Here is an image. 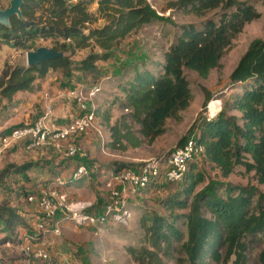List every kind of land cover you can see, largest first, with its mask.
Wrapping results in <instances>:
<instances>
[{"label":"trees","instance_id":"trees-1","mask_svg":"<svg viewBox=\"0 0 264 264\" xmlns=\"http://www.w3.org/2000/svg\"><path fill=\"white\" fill-rule=\"evenodd\" d=\"M260 1L264 11V0ZM91 4H95L94 10L89 9ZM163 10L167 15L157 14L147 0H77L69 4L66 0H23L22 18L12 16L9 27L0 26V44L25 47L33 39H50L51 48L62 51L63 57L28 67L4 65L0 68V100L9 101L16 92H32L37 79L56 69H61L66 78H74L75 85L86 76L92 81L88 86L97 85L93 81L104 76L97 61L110 58L113 47L129 33L161 21L175 29L172 41L159 61L146 58L143 53L128 61L130 76L119 87L122 98H116L122 113L110 124L108 115L104 117L108 131L105 147L125 151L151 145L164 133L165 120H178V112L191 101L183 68L206 77L219 66L221 56L243 25L259 16L248 0H167ZM211 10L217 11L205 16ZM174 13L203 19L197 23H173L170 16ZM98 20L101 22L96 25ZM86 47L98 51H89L76 61L70 59L74 51ZM72 72L77 75L73 77ZM227 86L239 91L231 94L213 117L199 111L174 147H180L193 134L202 146L201 156L195 159H202L222 178L241 166L244 172H251L256 184L264 186V39L248 44L229 73ZM202 91L204 106L210 94L207 89ZM195 159L188 162L178 188L160 199L169 210L168 215L152 213L140 218L146 246L127 249L137 264H165L162 257H173V244L178 242L187 264H210L221 257L224 261L232 257L233 264H246L248 242L256 234L264 237V193L254 185L217 179L208 180L195 190L204 180L203 172L195 167ZM112 164V171L134 165ZM37 165L34 161L6 163L0 168V180L8 175L25 177ZM159 186L160 183L149 184L146 189ZM26 192L23 189V199ZM253 197L256 199L252 204ZM173 209L185 211L173 214ZM177 222L185 226L183 241ZM27 227L28 221L18 209L0 201V245L18 244L19 229ZM175 260L182 263L181 259ZM259 261L264 264L262 252ZM0 264L10 263L0 257Z\"/></svg>","mask_w":264,"mask_h":264},{"label":"rangeland","instance_id":"rangeland-1","mask_svg":"<svg viewBox=\"0 0 264 264\" xmlns=\"http://www.w3.org/2000/svg\"><path fill=\"white\" fill-rule=\"evenodd\" d=\"M248 1L259 13L258 18L243 25L241 31L231 40L230 46L221 56L219 66L211 69L206 77L202 78L194 71L183 68V74L192 96L191 101L185 109L178 112V120L172 118L165 120L164 133L156 137L151 145H141L137 148H128L125 151L105 147L104 142L108 139V131L104 117L108 115V123L110 124L122 113L117 107L116 98H122L119 87L124 85L130 76V67L126 66L128 61L139 53L146 55V58L159 61L161 53L172 41L175 29L161 21L151 22L120 40L113 47V55L110 58L97 61V65L104 76L93 81L98 86V91L91 104L95 114V122L92 127L77 137L80 147L86 153L85 161L88 164V170L86 177L83 176L76 184L67 188L68 196L74 199L80 198L99 202L106 194L107 188L104 183L113 162L135 164L160 157L169 149L174 148L177 139L186 133L189 124L199 111L202 110V114L206 117H208L207 113L211 115L210 110L207 111V104L208 109L213 102H219L218 106L222 107L231 94L239 91L238 88L227 86L228 75L248 44L254 39H264V11L261 1ZM7 2L8 0H0V5L4 7ZM166 2L167 0H149L155 10L163 15L168 13L163 10L166 7ZM94 7L95 4L89 5L90 10H94ZM215 11L217 10H211L205 16L213 15ZM170 18L173 23H197L203 19V17L191 14L177 13L171 15ZM100 22L98 20L96 25ZM52 45V40L42 38L28 41L25 47H12L7 43H2L0 44V68L4 65H25L26 51L34 50L39 46L51 47ZM89 51L97 52L98 49L90 47L78 49L74 51L70 59L72 61L79 60ZM72 75L74 77L77 73L72 72ZM74 82V78H66L61 69H56L47 72L43 79H37L34 82V89L41 90L40 87L46 85L67 90L76 84ZM91 82L90 77L86 76L79 84L88 86ZM202 88L207 89L208 94H210L204 106H202L204 98ZM32 92H17L9 101L0 100V133L15 125L28 123L38 118L44 99L42 97L40 100L38 98L39 102L37 100L32 102L29 100ZM46 93H48L47 96H50L48 91ZM28 161L37 162L38 165L35 167L36 169L29 170L25 177L23 175H8L0 180V201H6L18 209L28 221L27 229H19L21 237L18 244L5 243L0 245V257L9 261L10 264H43L26 261L20 250L24 235L33 231L30 226L31 220L38 215L35 208L23 200L22 193L23 189L35 191L34 189L39 185V182L36 181L40 175L48 174L50 169L54 166L57 167L59 163H66L60 161L57 154L50 148L43 149V151L31 150L24 148V145L21 144L19 146L11 145L4 150L0 157V168L6 163L21 164ZM194 163L196 169L202 171L204 175V180L196 186L195 190L202 187L208 180L217 179L238 185H254L258 191L264 193V186L256 184L255 180L251 178V172H244L241 166H237L232 174L222 178L215 169L202 159H195ZM179 182L160 183L157 189L147 188L130 194L128 201L132 213L128 218L121 219L116 223L104 226L63 224L60 227L59 236L53 240L52 245L47 247L50 257L48 264H137L127 249L128 247L146 246L145 229L140 225V218L142 215L146 216L152 213L167 216L169 210L161 204L160 199L173 193L178 188ZM96 187L98 191L94 194L92 189ZM255 199L256 197H253L252 204ZM184 211V209H173L172 213L179 214ZM147 224L148 222H145V225ZM176 228L182 233L183 241L186 232L185 226L181 222H177ZM179 243L173 244V257H162L165 264H187L184 260V254L179 248ZM261 252L264 253V237L262 234H256L247 244L246 264H261L259 261ZM222 254L223 252H221ZM175 259H181L182 263H177ZM210 264H233L232 257L225 261L221 257L219 261H211Z\"/></svg>","mask_w":264,"mask_h":264},{"label":"built area","instance_id":"built-area-1","mask_svg":"<svg viewBox=\"0 0 264 264\" xmlns=\"http://www.w3.org/2000/svg\"><path fill=\"white\" fill-rule=\"evenodd\" d=\"M74 1L77 0H66L68 4ZM150 6L154 8L153 5ZM97 91V85L80 84L65 90L64 96L72 101L76 111L61 125L52 123L53 109L50 101L44 100L38 118L18 124L0 136V157L8 147L21 142L24 148L31 150L51 147L61 160L73 162L64 170L59 169L37 190L27 191L25 194L23 200L32 205L38 214L31 220L33 231L24 235L20 245L26 261L48 264L49 240L45 237L59 236L63 224L104 226L128 218L132 213L128 201L130 194L145 190L149 184L179 181L188 162L202 154V146L190 134L180 147L172 148L162 157L116 171L109 169L104 183L107 191L99 202L68 196L67 188L87 174V164L83 161L86 153L80 147L77 137L95 122L91 104ZM206 108L209 112L208 104ZM207 114L209 118L210 115Z\"/></svg>","mask_w":264,"mask_h":264},{"label":"crops","instance_id":"crops-1","mask_svg":"<svg viewBox=\"0 0 264 264\" xmlns=\"http://www.w3.org/2000/svg\"><path fill=\"white\" fill-rule=\"evenodd\" d=\"M49 72H51V71H49ZM40 89L41 90H37V89L35 90L34 89L33 92L30 93V99L29 100H32V102L34 100H37V102H39L38 98L40 100L42 97L44 100H49L50 102H52L51 107L53 109L52 123L54 125H61V124L65 123L76 111L75 106L73 105L72 101L64 96L65 89L57 88L55 86H46V85H43L42 87H40ZM46 91L49 92L50 96H47L48 93H46ZM26 93H28V92H26ZM220 109H221V107L218 106V109L215 112H213V114H211L209 117H213ZM231 113L238 114L236 112L235 113L231 112ZM21 144L23 145V143L19 142V143L14 144L13 146H19ZM46 148H50L51 151L55 152L51 147H48V146L37 148V150L43 151V149L45 150ZM33 150H36V149H33ZM57 157L60 161H63L59 158L58 154H57ZM65 162L66 163H59V167L57 165V167L54 166L53 168H51L50 171L48 172V174L44 173V174L40 175L36 181V182H39V185L34 190H37L41 185H43L46 182V180L50 176H52L53 174L57 173L59 171V169L64 170L68 166V164L73 163L71 161H65ZM77 182L78 181H76L75 184ZM96 191H98L97 187L92 189V192L94 194L96 193ZM19 236H20V233H19ZM45 238H47L49 240L48 246H50V245H52V242L56 237H54L53 235H47Z\"/></svg>","mask_w":264,"mask_h":264},{"label":"water","instance_id":"water-1","mask_svg":"<svg viewBox=\"0 0 264 264\" xmlns=\"http://www.w3.org/2000/svg\"><path fill=\"white\" fill-rule=\"evenodd\" d=\"M23 0H8L7 5L0 7V26L9 27V18L15 16L21 19L20 7ZM62 51H57L51 47L39 46L34 50L25 52V66L39 65L52 58H62Z\"/></svg>","mask_w":264,"mask_h":264},{"label":"bare ground","instance_id":"bare-ground-1","mask_svg":"<svg viewBox=\"0 0 264 264\" xmlns=\"http://www.w3.org/2000/svg\"><path fill=\"white\" fill-rule=\"evenodd\" d=\"M218 104H219V102H213L210 104V106H209L210 114H213V112H215L217 110Z\"/></svg>","mask_w":264,"mask_h":264}]
</instances>
